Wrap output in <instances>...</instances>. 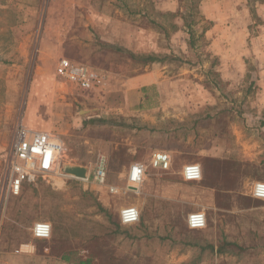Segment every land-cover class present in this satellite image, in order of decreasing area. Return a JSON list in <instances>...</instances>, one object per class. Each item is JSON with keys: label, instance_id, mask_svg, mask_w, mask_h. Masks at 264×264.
<instances>
[{"label": "rangeland", "instance_id": "rangeland-1", "mask_svg": "<svg viewBox=\"0 0 264 264\" xmlns=\"http://www.w3.org/2000/svg\"><path fill=\"white\" fill-rule=\"evenodd\" d=\"M158 1L0 0V264H35L17 255L30 244L70 264H264V201L253 196L264 182V0ZM63 58L107 85L63 83ZM20 124L65 153L57 175L15 195ZM151 149L171 153L170 170L151 166ZM100 154L113 193L65 173H93ZM131 160L147 169L139 186ZM186 163L201 166L200 181L184 180ZM126 207L139 223H121ZM197 212L207 225L192 231ZM38 222L50 239L33 237Z\"/></svg>", "mask_w": 264, "mask_h": 264}, {"label": "built area", "instance_id": "built-area-1", "mask_svg": "<svg viewBox=\"0 0 264 264\" xmlns=\"http://www.w3.org/2000/svg\"><path fill=\"white\" fill-rule=\"evenodd\" d=\"M56 76L63 83L72 85L83 91L100 89L107 85V77L83 63H76L63 58L57 68ZM65 153L62 142L54 139L46 132L33 131L20 124L15 132L8 155V183L11 193L18 195L25 183L35 182L38 178L46 179L57 175L61 171V160ZM151 166L162 170H170L172 158L165 152L153 155ZM146 167L142 164H133L130 168L128 180L134 186L143 183L146 177ZM109 161L105 155L100 154L94 165L93 173H88L87 179H78L84 182H94L100 187L115 192V188L108 184ZM182 176L187 182H197L202 179V169L198 164L184 166ZM253 196L264 200V182L257 183ZM141 214L136 207H126L120 213L123 225H134L140 222ZM188 228L201 230L207 225L204 213H192L188 216ZM53 233L52 225L47 222H38L34 225L32 234L35 239H50ZM56 264H66L58 262Z\"/></svg>", "mask_w": 264, "mask_h": 264}, {"label": "crops", "instance_id": "crops-1", "mask_svg": "<svg viewBox=\"0 0 264 264\" xmlns=\"http://www.w3.org/2000/svg\"><path fill=\"white\" fill-rule=\"evenodd\" d=\"M78 1H81V0H78ZM95 1L97 2V0H90V3H94L95 4ZM159 3H158V5L160 6V8H167L168 10H172L173 8H172V6H171V2H170V0H159L158 1ZM79 6V5H78ZM98 10H96L95 8H94V10L92 9L91 10V13H92V17L94 16V17H96V16H98L99 14H98ZM157 152H165V153H167V154H169L170 156H171V153H169L168 151H160V150H152L151 149V160H152V157H153V155L155 154V153H157ZM103 155V154H102ZM172 158V157H171ZM108 159V158H107ZM108 161H109V159H108ZM135 163H137L136 162V160H131L130 161V163L125 167V171L127 172V177H128V175H129V171H130V168H131V166L133 165V164H135ZM189 163H186V164H184V166H186V165H188ZM191 164V163H190ZM172 167V166H171ZM158 169V168H157ZM158 170H161V171H168V170H162V169H158ZM187 182V181H186ZM187 183H193V182H187ZM255 198V197H254ZM257 199V198H256ZM258 200H260V199H258ZM262 201H264V200H262ZM191 230V229H190ZM192 231H195V230H192ZM198 231V230H197ZM37 240H39V239H37ZM40 242H42V240H40ZM44 242H46V241H44ZM17 255H18V258L21 260V261H23V260H29V262H31V261H33L35 264H44V263H50V264H52V263H54V264H56V263H58V262H65L66 264H70V257H67V256H65V257H63L61 260H56L57 258V256H53L52 255V253H42V254H39L40 252H39V250H38V248H37V246L36 245H34V244H30V245H24V246H22V248L20 249V250H18L17 251ZM88 262V263H87ZM33 264V263H32ZM74 264H76V263H74ZM78 264H92L91 262H89L88 260H86V261H81V262H79Z\"/></svg>", "mask_w": 264, "mask_h": 264}, {"label": "water", "instance_id": "water-1", "mask_svg": "<svg viewBox=\"0 0 264 264\" xmlns=\"http://www.w3.org/2000/svg\"><path fill=\"white\" fill-rule=\"evenodd\" d=\"M65 173L71 177L78 179L88 178V169L82 166H68L65 168ZM135 189V188H132Z\"/></svg>", "mask_w": 264, "mask_h": 264}, {"label": "trees", "instance_id": "trees-1", "mask_svg": "<svg viewBox=\"0 0 264 264\" xmlns=\"http://www.w3.org/2000/svg\"><path fill=\"white\" fill-rule=\"evenodd\" d=\"M99 122L106 123V120L104 121V120L100 119ZM88 261L91 262L90 260H88ZM87 263H88V262H87Z\"/></svg>", "mask_w": 264, "mask_h": 264}]
</instances>
